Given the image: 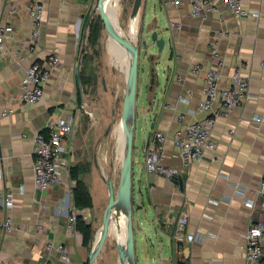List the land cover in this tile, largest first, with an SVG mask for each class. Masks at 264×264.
<instances>
[{
	"label": "crops",
	"instance_id": "1",
	"mask_svg": "<svg viewBox=\"0 0 264 264\" xmlns=\"http://www.w3.org/2000/svg\"><path fill=\"white\" fill-rule=\"evenodd\" d=\"M205 1L213 9L204 16L190 15L189 0L141 1L145 24L154 22L167 42L162 52L151 45L155 64L137 92L134 244L124 249L132 264H246L244 234L262 218L257 187L264 175V0H242L258 12L256 18L235 15L222 0ZM35 2L44 5L37 37L29 15ZM90 5L91 0H0V23L13 27L0 50V188L9 189L13 198V225L10 230L0 228V261L40 264L57 259L56 248L63 245L68 264H90L91 241L98 234L87 212L90 208L79 209L78 214L92 224L86 246L77 220L68 227L74 201L66 187L35 188L32 153L35 135L68 115L74 117L75 142L81 116L79 62ZM50 54L60 60L51 68L42 98L33 104L23 102L20 82L28 65ZM217 62L219 87H229L232 73L239 69L248 77V98L217 116L212 130L215 145L185 166L173 135L183 122L209 115L199 107L203 69ZM194 64L202 70L192 71ZM186 90L191 94L183 99ZM218 103L217 99L213 106ZM157 129L166 136L161 162L181 175L183 189L169 177L145 170L144 147ZM113 213L108 234L112 232L116 249L108 252L106 245L100 246L104 239L92 252V264H124L117 244L126 239V213L115 219ZM183 213L188 222L180 230L177 220ZM188 233L197 238L188 240Z\"/></svg>",
	"mask_w": 264,
	"mask_h": 264
},
{
	"label": "built area",
	"instance_id": "2",
	"mask_svg": "<svg viewBox=\"0 0 264 264\" xmlns=\"http://www.w3.org/2000/svg\"><path fill=\"white\" fill-rule=\"evenodd\" d=\"M232 13L240 17L252 16L258 17V12L249 9L243 5L242 0H222ZM190 15L204 16L213 9L205 0H189ZM44 5L35 2L29 10V15L33 25V37L40 33L42 21V12ZM171 26L180 27V23L171 22ZM13 30L10 23H0V50L5 48L4 37L7 32ZM213 54L216 48H212ZM57 54H50L44 61H33L26 69L25 76L20 82L22 89L21 99L23 102L33 104L38 102L44 91V85L50 77L51 68L59 62ZM264 65V59L261 61ZM220 62L212 64L204 70L205 86L203 98L199 102V107L208 110L209 115L203 119H198L183 124L175 131L173 140L179 148L183 165H190L193 161L200 159L206 148L213 147L215 142L212 137V130L218 115L228 113L234 106L242 105L248 98L249 81L248 77L239 69H236L232 75V83L229 87H219ZM192 71L202 70L199 64L191 66ZM182 96L185 99L191 94L186 90ZM219 100L217 106H213L216 100ZM182 121V118H178ZM260 121V116H255ZM74 117L68 115L58 119L48 126L46 133L38 132L34 137L33 146V176L34 186L39 191H45L55 185H64L66 193L72 195L75 181L70 178V156L73 153L74 142ZM166 136L161 130H154L152 137L148 139L144 147V167L149 173H160L169 177L176 173L175 170L164 166L161 162V144ZM23 185L20 191H23ZM257 194L261 200L262 218L252 222L245 236V255L246 264H264V175L257 187ZM13 204L12 192L9 189L0 188V228L10 230L13 221L11 208ZM251 205L252 201H247ZM79 209L75 206L68 213V227H74L77 220ZM178 228L181 230L188 222L186 213L179 216ZM188 240L196 239L195 233L186 235ZM52 247V243H48ZM57 259L48 258L40 264H68L70 256L63 245H58ZM0 264H11L8 261H0Z\"/></svg>",
	"mask_w": 264,
	"mask_h": 264
},
{
	"label": "rangeland",
	"instance_id": "3",
	"mask_svg": "<svg viewBox=\"0 0 264 264\" xmlns=\"http://www.w3.org/2000/svg\"><path fill=\"white\" fill-rule=\"evenodd\" d=\"M132 5L133 0H110L109 9L126 37L140 47L138 90L155 64L150 39L155 23L145 24L142 2L135 14L131 13ZM87 17L79 62L81 116L69 159L92 195L93 207L87 212L99 233L109 197L108 182L112 181L117 192L121 176L124 142L120 141V132L129 61L121 43L102 21L96 0H91ZM125 212H114V219ZM112 238L110 232L100 244L106 245L108 252L116 249Z\"/></svg>",
	"mask_w": 264,
	"mask_h": 264
},
{
	"label": "water",
	"instance_id": "4",
	"mask_svg": "<svg viewBox=\"0 0 264 264\" xmlns=\"http://www.w3.org/2000/svg\"><path fill=\"white\" fill-rule=\"evenodd\" d=\"M142 0H133L131 13L135 14L141 4ZM97 8L104 24L112 31L114 36L123 46V51L128 57L129 73L126 82V92L123 100V128H124V148L123 160L121 165V176L117 192L114 191L111 180L108 182L109 197L104 210V222L101 230L96 237L91 241L90 259L92 264V252L94 248L100 244L107 236L112 220V213L118 212L120 209H126V239L123 243H118V252L124 264H132L124 252L125 247H132L134 244V225H133V171H134V136L136 127V113H137V83H138V61L140 54V47L133 44L125 35L123 29L114 19L112 13L106 10L104 0H96ZM84 31V36H85ZM150 39L155 45L157 52H162L167 39L164 35H160L158 30L154 29L150 33ZM170 180L177 184L180 189L184 188V181L180 174L174 173L170 176ZM177 264H180L178 262Z\"/></svg>",
	"mask_w": 264,
	"mask_h": 264
},
{
	"label": "trees",
	"instance_id": "5",
	"mask_svg": "<svg viewBox=\"0 0 264 264\" xmlns=\"http://www.w3.org/2000/svg\"><path fill=\"white\" fill-rule=\"evenodd\" d=\"M88 22L87 18L85 23ZM70 176L75 181V185L73 187L72 195L74 206L78 209L82 208H92L93 207V199L89 189L87 188L85 182L79 176L78 168L76 165H70ZM76 228L82 234V242L84 245H89L92 238V224L91 222L84 221L81 216L78 215Z\"/></svg>",
	"mask_w": 264,
	"mask_h": 264
},
{
	"label": "bare ground",
	"instance_id": "6",
	"mask_svg": "<svg viewBox=\"0 0 264 264\" xmlns=\"http://www.w3.org/2000/svg\"><path fill=\"white\" fill-rule=\"evenodd\" d=\"M104 5L106 7V10L109 12V6H110V0H104ZM120 141L123 143L124 142V129H123V123L121 126V132H120Z\"/></svg>",
	"mask_w": 264,
	"mask_h": 264
}]
</instances>
